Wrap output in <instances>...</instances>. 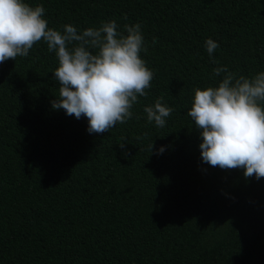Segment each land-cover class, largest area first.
<instances>
[{
  "label": "trees",
  "instance_id": "obj_1",
  "mask_svg": "<svg viewBox=\"0 0 264 264\" xmlns=\"http://www.w3.org/2000/svg\"><path fill=\"white\" fill-rule=\"evenodd\" d=\"M27 2L61 31L139 23L154 75L131 119L90 134L51 107L45 42L0 64V264H264V178L204 163L187 114L194 87L223 75L206 39L229 71H264V0ZM160 97L173 109L162 128L143 111Z\"/></svg>",
  "mask_w": 264,
  "mask_h": 264
},
{
  "label": "clouds",
  "instance_id": "obj_2",
  "mask_svg": "<svg viewBox=\"0 0 264 264\" xmlns=\"http://www.w3.org/2000/svg\"><path fill=\"white\" fill-rule=\"evenodd\" d=\"M44 14L42 5L32 6L27 0H0V64L27 57L43 41L58 59L53 77L59 89L51 101L53 109L85 117L90 134L126 123L138 97L147 96L154 75L141 57L148 51L141 25L125 24L120 31L111 20L82 31L65 24L61 31L49 27ZM204 47L210 63L217 65L213 76L223 75L215 85L193 89L187 114L202 137L201 158L222 170L242 169L246 179L264 178V71L250 76L229 71L213 55L219 47L216 41L208 38ZM162 100L143 109L147 121L161 128L173 111ZM153 150L152 142L150 153ZM164 150L161 146L156 154Z\"/></svg>",
  "mask_w": 264,
  "mask_h": 264
}]
</instances>
